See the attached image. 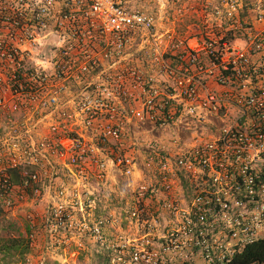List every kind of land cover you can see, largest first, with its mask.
<instances>
[{
	"label": "built area",
	"instance_id": "built-area-1",
	"mask_svg": "<svg viewBox=\"0 0 264 264\" xmlns=\"http://www.w3.org/2000/svg\"><path fill=\"white\" fill-rule=\"evenodd\" d=\"M183 20L193 22L194 46L169 28L173 23L158 29L161 22ZM263 22L264 0H156L153 13L127 8L123 0H0V113L33 102L57 109L58 94L85 83L90 73L106 84L85 93L74 111H59L67 122L52 127L61 128L58 144L81 178L88 160L98 179L107 164L133 163L118 153L123 118L138 116L163 128L188 124L189 142L175 139L171 148L148 152L147 166L150 158L163 169V234L158 241L149 234L108 243L99 237L108 250L106 264H226L264 240V24L256 25ZM49 35L57 42L34 57L36 44ZM95 39L102 45L87 43ZM133 43L134 50H146L144 62L155 74L169 81L132 61L120 70L121 53ZM168 51L189 65L171 68ZM109 55L118 60L104 65ZM136 99L140 109L133 106ZM73 125L90 128L99 146L70 135ZM110 141L115 154L97 159ZM38 161L29 152L4 165ZM155 192L140 185L137 196ZM56 206L61 213L63 206Z\"/></svg>",
	"mask_w": 264,
	"mask_h": 264
},
{
	"label": "rangeland",
	"instance_id": "rangeland-1",
	"mask_svg": "<svg viewBox=\"0 0 264 264\" xmlns=\"http://www.w3.org/2000/svg\"><path fill=\"white\" fill-rule=\"evenodd\" d=\"M245 1L250 3V0ZM123 4L127 8L153 13L156 0H123ZM191 23L192 20L166 21L164 27L161 22L158 29L163 31L171 24L173 26L169 28L185 40L183 35L192 34ZM197 40L196 37L195 42ZM56 42L57 38L49 35L39 40L36 44L38 51L33 49L31 54L34 57L48 54L47 49ZM96 42V46L102 45L97 39L93 42L87 40L88 44ZM135 43L126 46L121 53L120 70H124L123 64L133 59ZM112 60L117 61L118 58L115 55L104 56L103 64H110ZM97 70L100 73L102 69ZM83 78L88 81L83 83L81 80L58 94L57 109L50 107L47 110V106H38L33 102L26 107L7 108L5 113H0V238L17 235L28 227L25 232L30 239V251L24 264H41V260L42 264H106L108 250L106 243L97 242L99 237L108 243L128 237L147 238L149 234L154 241H158V236L163 234V169L150 158L147 166L148 152L157 147L163 149L164 143L166 147L172 146L168 141L175 139L180 143L189 142L190 131L185 129L188 124H168L163 128V124L139 119L138 116L130 122L123 118L124 148L118 153L129 157L133 163L123 166L107 164L104 176L98 179L95 176L96 165L88 160L81 178L68 164V154L58 144L56 135L61 128L52 127L67 122L59 111H74L85 93L93 95L99 87L106 85L102 86L101 78L91 73ZM133 106L140 109L141 102L136 99ZM72 128L74 131H70V135L80 134L87 146H99L90 128L85 130L79 125ZM29 152L39 158L38 163L22 162L16 167L4 165L27 157ZM92 152L94 155V150ZM114 152L110 141L104 151L95 153V157L106 161ZM14 169L23 175L18 182L10 177V171ZM140 185L156 192L139 199L137 192ZM148 200H152L153 205L146 204ZM56 205L63 206L61 213ZM11 224H15L14 230ZM6 261L10 264L8 259ZM0 264H5L2 258Z\"/></svg>",
	"mask_w": 264,
	"mask_h": 264
},
{
	"label": "trees",
	"instance_id": "trees-1",
	"mask_svg": "<svg viewBox=\"0 0 264 264\" xmlns=\"http://www.w3.org/2000/svg\"><path fill=\"white\" fill-rule=\"evenodd\" d=\"M245 13L246 10L244 9L242 15ZM251 50L249 51L250 53ZM257 58L258 56L255 57V59ZM187 60L188 59L183 60L181 64L189 65ZM177 67L178 66L173 65V69ZM222 73L224 74V72ZM259 74H262V71L258 74H253V80H256V77ZM10 177L14 182H18L23 178V175L21 172H17V170L14 169L10 171ZM11 228L14 230L15 224H11ZM25 231H28V227L25 228L24 232H19L17 235H9L5 238H0V258L3 259L5 264L7 263L6 259H8L10 264H24L25 256L30 251V239ZM198 259L200 260L198 257L195 258V260ZM253 261L264 264V240L262 239L248 244L243 250L235 254L226 264H250Z\"/></svg>",
	"mask_w": 264,
	"mask_h": 264
},
{
	"label": "crops",
	"instance_id": "crops-1",
	"mask_svg": "<svg viewBox=\"0 0 264 264\" xmlns=\"http://www.w3.org/2000/svg\"><path fill=\"white\" fill-rule=\"evenodd\" d=\"M264 24V22L262 24H256L257 26H262ZM171 25V24H170ZM185 37V40L187 42V44H189L190 46H194V44L196 43V37L191 35V34H188V35H183V38ZM147 54L146 50H133L132 51V56H133V59L131 60L140 70L144 71L147 75H155L157 76L155 73L156 71L154 69H152L147 62H144L145 61V55ZM165 57H166V60L167 62L170 64V67L173 68V65L174 66H179L183 60L180 59V57L175 54V52H171V51H168L166 54H165ZM180 60H179V59ZM179 61V62H178ZM157 77H162L163 79L165 80H168L169 81V78L165 75H161V76H157ZM168 81H164L167 82L169 85H171L170 82ZM212 84L211 82V79H209V85ZM214 86V84H213ZM163 139V137H162ZM168 141V140H167ZM161 143H163V140H161ZM171 143L168 141V144ZM164 145H166L164 143ZM152 200H148V202L146 201V204L147 203H150V206L153 205V201L151 202Z\"/></svg>",
	"mask_w": 264,
	"mask_h": 264
}]
</instances>
